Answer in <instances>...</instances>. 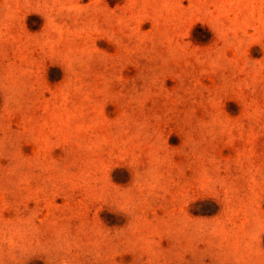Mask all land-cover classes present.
Listing matches in <instances>:
<instances>
[{
	"label": "rangeland",
	"instance_id": "374dc122",
	"mask_svg": "<svg viewBox=\"0 0 264 264\" xmlns=\"http://www.w3.org/2000/svg\"><path fill=\"white\" fill-rule=\"evenodd\" d=\"M0 264H264V0H0Z\"/></svg>",
	"mask_w": 264,
	"mask_h": 264
}]
</instances>
